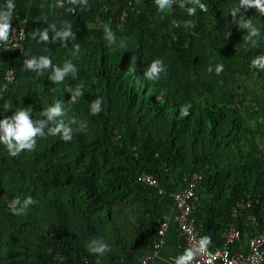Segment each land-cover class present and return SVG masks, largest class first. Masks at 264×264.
<instances>
[{"label":"trees","instance_id":"16d2710c","mask_svg":"<svg viewBox=\"0 0 264 264\" xmlns=\"http://www.w3.org/2000/svg\"><path fill=\"white\" fill-rule=\"evenodd\" d=\"M10 2L8 23L25 39L21 52L0 45V84L13 71L0 120L23 110L42 127L15 155L0 141V264H140L162 202L194 173L192 217L210 251L230 225L251 236L248 216L264 232V66L252 64L264 57V12L241 0H199L207 10L194 14V0H175L174 11L156 0H75L74 12ZM58 125L71 139L50 131Z\"/></svg>","mask_w":264,"mask_h":264},{"label":"built area","instance_id":"2783aa9c","mask_svg":"<svg viewBox=\"0 0 264 264\" xmlns=\"http://www.w3.org/2000/svg\"><path fill=\"white\" fill-rule=\"evenodd\" d=\"M71 0H55V3L60 8L70 9L73 12V7H70ZM173 0H169L171 5ZM126 14L123 13V16ZM123 16L119 20L123 19ZM25 39L24 27L15 23L9 24L8 38L4 41H0V45L6 51H18L23 50L22 42ZM13 80V71L8 70L5 73L3 83L0 84V94L6 89ZM202 176L194 173L186 183L185 187L171 195V199L175 208V215L171 223L179 230L181 234L185 250L190 249L193 259L187 261L186 264H264V232L258 227V223L254 216H248L247 220L252 224V235L247 237L246 246L247 251L243 253H235L232 251L233 245H235L240 239H242L241 233L233 225H230L227 231L223 235V246L215 251H210L206 244L201 250L199 241L201 239L200 230L198 229L194 218L192 217L195 210V204L198 198L195 195V189L197 184L201 181ZM139 180L155 188L159 195H164V190L159 187L156 179L148 174H142ZM237 208L247 209L251 207V202H241L236 205ZM236 210H233V214ZM170 227V220L156 219L153 223V243L152 249L144 254L139 260L140 264H151V262L158 256L160 249L163 245L164 236ZM184 250V253H185ZM171 264H176L173 262Z\"/></svg>","mask_w":264,"mask_h":264},{"label":"clouds","instance_id":"9594fccd","mask_svg":"<svg viewBox=\"0 0 264 264\" xmlns=\"http://www.w3.org/2000/svg\"><path fill=\"white\" fill-rule=\"evenodd\" d=\"M175 0H173L172 4L169 5V0H156V4L158 6V9L162 11H174L173 3ZM74 2L75 0H71L70 2V7H73L74 9ZM242 4H247V5H254L256 8L260 9L262 12H264V0H241ZM181 8H184V5L181 3L179 4ZM199 7L201 10H207L203 4L199 3V0H194V6L187 7L186 11L189 14H194L196 11V8ZM11 8L12 4L9 0L7 4V10L0 11V41H4L8 38V33H9V19L11 18ZM68 11V7L66 8ZM74 12V11H73ZM127 15V13L124 11ZM122 13V16H123ZM234 14V13H233ZM123 16L122 20H119V23H122L124 21V18L126 17ZM121 16V17H122ZM41 39H46V33L41 32ZM63 35L67 36L69 35L68 31H65ZM109 38L111 39V34L109 33ZM28 67L33 66V61H28L26 62ZM253 65H262L264 66V57H260L256 60L252 61ZM49 65V59L48 58H41L39 61V64L37 67H48ZM70 65L66 66L64 69H53L54 75L52 79L56 81H61L64 79V75L67 71H69ZM160 71V61L155 60L151 63L149 66V70L147 75L149 77H154V75ZM217 71H220V68L217 67ZM11 84V83H10ZM9 84V85H10ZM7 85V87L9 86ZM6 87V88H7ZM77 93H79V88H77ZM98 103V102H97ZM7 107V105H5ZM98 111L97 104L92 105V112L95 113ZM48 119L51 120L54 116L60 114V109L59 106H54L50 107L47 109L46 112ZM42 127V125H41ZM41 127H34L33 122L28 118L27 112L26 111H18L16 112L10 119H4L0 120V141H2L6 147L11 150L15 146V151L11 152L10 154L15 155L19 152L20 149L22 148H30L32 146V137L40 133ZM53 134L57 132L62 133V138L65 140L71 139L69 133V130L67 128H63L62 125H58L56 128L50 130ZM15 142V144H13ZM30 200H25V203H29ZM207 243V238H204L199 241L201 250H203L204 245ZM192 254L190 249H186L185 253L179 257L176 260V264H186L187 261L192 260Z\"/></svg>","mask_w":264,"mask_h":264},{"label":"crops","instance_id":"0c3cea01","mask_svg":"<svg viewBox=\"0 0 264 264\" xmlns=\"http://www.w3.org/2000/svg\"><path fill=\"white\" fill-rule=\"evenodd\" d=\"M162 206L165 209V219L170 220V227L167 230L162 248L159 251L158 256L151 262V264H171L184 254L185 245L180 241L179 232L171 221L175 215V208L171 200L162 202ZM235 253L245 254L247 251L246 238L240 239L231 248Z\"/></svg>","mask_w":264,"mask_h":264}]
</instances>
